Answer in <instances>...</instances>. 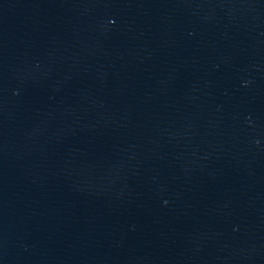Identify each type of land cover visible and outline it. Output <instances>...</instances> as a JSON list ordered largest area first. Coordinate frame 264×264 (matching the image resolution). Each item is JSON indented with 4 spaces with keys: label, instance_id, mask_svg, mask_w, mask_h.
<instances>
[{
    "label": "water",
    "instance_id": "1",
    "mask_svg": "<svg viewBox=\"0 0 264 264\" xmlns=\"http://www.w3.org/2000/svg\"><path fill=\"white\" fill-rule=\"evenodd\" d=\"M0 264H264V0H0Z\"/></svg>",
    "mask_w": 264,
    "mask_h": 264
}]
</instances>
